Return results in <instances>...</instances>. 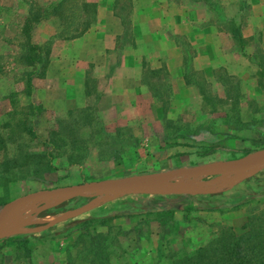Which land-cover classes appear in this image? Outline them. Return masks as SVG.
<instances>
[{"label":"rangeland","instance_id":"374dc122","mask_svg":"<svg viewBox=\"0 0 264 264\" xmlns=\"http://www.w3.org/2000/svg\"><path fill=\"white\" fill-rule=\"evenodd\" d=\"M54 1L0 0V119L10 108L20 109L30 101V98L20 92L22 82H16L17 73L21 69L15 64L18 42L21 40L19 33L21 17L26 13L29 3L34 6L36 4L47 6ZM219 1L220 15L226 16L235 10L227 0ZM123 2L126 6L128 0H123ZM122 10L120 11L123 13L126 9ZM246 12V10L241 11V14L244 16ZM221 19L219 22L222 27L228 29L227 18L222 17ZM55 26L54 19L37 23L32 30L33 41L40 43L46 40L56 31ZM176 39L184 48L185 81L192 83L199 94L201 92L200 97H196L193 93L192 99L174 121L166 123L162 120L163 122L156 130L146 133V131H141L140 123L135 126L122 125L115 128L112 123L107 124V119H104L97 111L98 97L92 92L88 97L90 109L86 110L89 113L88 119L92 120L95 127L102 128L108 135L103 142L108 143L106 148L109 149L103 146L99 148V151L97 147L91 148L84 159H76L71 164H67L64 156L61 155L53 160L57 166L56 170L44 173L40 178H26L10 183L6 188L0 187V207L13 198L36 190L189 167L215 160L235 159L250 151L263 148L264 118L259 119V116L261 111H264V104H259L260 101L254 100L248 102L249 106L260 114L250 126L246 127V124L238 123L236 108H238V102H242L243 99L240 93L239 78L226 73L219 67L214 71V78L217 82L207 81L201 72L194 71L190 66L192 52L187 41L182 36ZM68 41L52 39L51 52L56 53ZM237 46L241 49L239 44ZM238 52L241 53V50ZM256 53L262 59L260 62H263L262 66L258 67L261 70L253 65L249 71L253 72L256 69L254 75L258 76L257 78L264 87V57L259 52ZM147 73L145 82L151 94L165 104L167 101L174 100L172 83L166 73L163 70ZM37 79L33 80V86H36ZM9 94L13 95L8 96ZM32 101L38 102L37 100ZM67 110L69 109H44L39 114L30 117L32 127L41 140L46 138L47 128L54 118L70 119L66 114ZM71 110L74 111L71 119L79 118L80 114L75 109ZM227 120L235 122L234 126L229 127L226 124ZM118 127L122 128V131L115 136V130ZM127 131L135 138L121 140L117 143L113 141L114 137L128 134ZM86 146H88L87 143ZM64 150L63 155H66L68 150L66 148ZM116 151L117 153L114 154ZM98 152L101 155L99 157ZM82 153V151L80 153L77 151L74 156ZM2 157L3 152L0 151V159ZM226 189L210 193L219 196L217 200H213L214 202L208 199L209 197H204L209 194L163 195L161 197L125 195L106 200L104 197L49 199L28 204L14 215V220L17 229L20 226L24 229L42 222L40 216L43 215L54 216L65 209H76L84 205H86L85 209L98 208L93 215L85 216L87 218L109 216V219L102 223L90 219L87 226L76 221L66 228L63 227L64 229L61 228L59 232L50 233L62 237L59 241L60 245L67 249L71 260V262L68 261L64 252L61 257L64 258L66 264H87L88 238L97 234H101L105 239L106 250L109 253L108 264H168L173 258L191 253L222 228H230L236 234L240 233L245 218L249 214L264 209V195L251 197L229 207L224 206V203L229 202L222 201L220 196L222 198L225 196L224 190ZM243 192L237 191L233 197L231 193L228 198L239 200L243 198ZM161 198L162 200L159 201ZM158 207L170 210L171 217L148 215L147 212L155 211ZM160 219H164L165 222H161ZM24 235L18 232L14 238H23ZM32 237L36 239L35 235ZM35 239L31 240L32 244L37 243L38 245V240ZM25 243L28 241L26 240ZM2 245L3 242L0 241V249ZM18 245L20 249H23L21 244Z\"/></svg>","mask_w":264,"mask_h":264},{"label":"crops","instance_id":"0c3cea01","mask_svg":"<svg viewBox=\"0 0 264 264\" xmlns=\"http://www.w3.org/2000/svg\"><path fill=\"white\" fill-rule=\"evenodd\" d=\"M92 2L95 3L92 25L56 53L52 51L44 75L37 79L34 98L45 109H80L88 105L93 92L98 97L97 111L114 128L140 123L141 131L147 133L156 130L163 121L171 123L193 93L201 96L192 83L185 81L184 48L176 39L182 36L192 52L190 66L207 81L217 82L214 71L219 67L239 78L243 99L237 104V122L246 127L255 122L260 113L248 102L264 104V87L254 75L263 63L256 52L264 57V0H227L235 10L226 16L219 13V0H128L126 6L123 0ZM123 8L126 10L122 13ZM244 10L247 12L243 16ZM222 17L238 27L243 39L241 49L220 24ZM253 65L256 69L251 72ZM159 70L166 73L173 87L174 100L166 104L151 94L145 82L147 72ZM262 118L264 111L259 116ZM226 124L230 127L235 122L227 120ZM143 136L145 139L146 135ZM237 191H244L243 198L230 200L229 195L233 193V197ZM224 193L225 198L220 199L229 202L223 204L226 207L264 195V167L232 184ZM204 197L214 202L219 196ZM85 206L65 209L54 216H40L42 222L30 228L20 226L18 229L26 230L22 233L28 241L25 243L28 250L20 249L12 241L15 234L1 238L0 264H66L61 257L66 251L59 242L62 237L50 233L59 232L85 215H93L98 209L83 210ZM34 239L38 245L32 244Z\"/></svg>","mask_w":264,"mask_h":264},{"label":"trees","instance_id":"16d2710c","mask_svg":"<svg viewBox=\"0 0 264 264\" xmlns=\"http://www.w3.org/2000/svg\"><path fill=\"white\" fill-rule=\"evenodd\" d=\"M49 19L56 21V31L43 42H34L32 39L34 26L42 20ZM94 19L95 3L86 0H55L47 6L28 4L19 27L21 40L18 42L15 64L21 68L17 73L16 81L23 84L20 92L30 98V101L20 109L10 108L0 119V151L3 152V157L0 159V187L6 188L10 183L26 178H40L44 173L56 170L57 166L53 160L61 155L64 156L67 164H71L76 159H84L91 148L97 147L99 151V148L103 146L109 149L106 148L108 143L103 142L108 135L102 128L95 127L92 120L88 119L89 113L86 112L90 109L88 105L75 109L80 114L79 118L71 119L74 114L71 109L66 112L70 119L54 118L47 128L44 140L38 137L30 122V117L45 109L39 102L32 101L36 100L33 80L42 77L45 73L51 59L52 39L63 41L74 39L92 25ZM228 31L236 44L242 48L243 39L238 27L228 22ZM226 92H228L227 89ZM11 95L13 94L8 96ZM85 131H87L86 134ZM115 131L117 136L122 128L118 127ZM101 135L103 137H100ZM132 137L133 135L128 132V134L111 138L117 143ZM65 148L68 152L63 155ZM77 151L83 153L74 156ZM116 153L117 151L114 154ZM97 155L101 156L100 152ZM115 157L119 158L117 155ZM147 213L171 217V211L168 209ZM90 219L102 223L109 219V216L96 218L85 216L78 221L87 226ZM160 220L165 222L164 219ZM241 228L242 231L237 234L230 228H222L191 253L173 258L168 264H264V209L249 214ZM88 240L87 264H108L109 253L106 250L104 237L97 234L89 237ZM12 241L28 250L25 239L18 237ZM65 254L71 262L67 251Z\"/></svg>","mask_w":264,"mask_h":264},{"label":"water","instance_id":"95a60500","mask_svg":"<svg viewBox=\"0 0 264 264\" xmlns=\"http://www.w3.org/2000/svg\"><path fill=\"white\" fill-rule=\"evenodd\" d=\"M263 167L264 147L235 159L36 190L13 198L0 207V239L26 232L16 228L14 215L32 202L66 197H104L106 200L125 195L210 194L230 187Z\"/></svg>","mask_w":264,"mask_h":264},{"label":"bare ground","instance_id":"6f19581e","mask_svg":"<svg viewBox=\"0 0 264 264\" xmlns=\"http://www.w3.org/2000/svg\"><path fill=\"white\" fill-rule=\"evenodd\" d=\"M178 181H179V179H178Z\"/></svg>","mask_w":264,"mask_h":264}]
</instances>
